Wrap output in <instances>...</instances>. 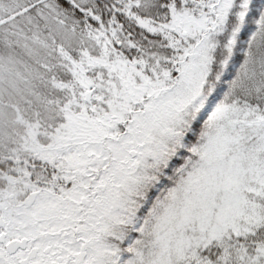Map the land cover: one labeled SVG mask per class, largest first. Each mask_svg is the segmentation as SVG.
<instances>
[{
  "label": "snow or ice",
  "instance_id": "1",
  "mask_svg": "<svg viewBox=\"0 0 264 264\" xmlns=\"http://www.w3.org/2000/svg\"><path fill=\"white\" fill-rule=\"evenodd\" d=\"M0 264H264V0H0Z\"/></svg>",
  "mask_w": 264,
  "mask_h": 264
}]
</instances>
